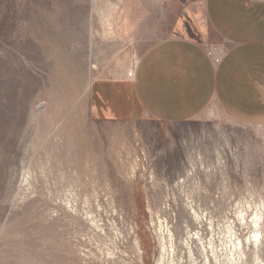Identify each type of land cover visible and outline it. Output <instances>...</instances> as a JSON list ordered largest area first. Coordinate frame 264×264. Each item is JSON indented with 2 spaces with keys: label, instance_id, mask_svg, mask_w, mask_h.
Returning <instances> with one entry per match:
<instances>
[{
  "label": "rangeland",
  "instance_id": "obj_1",
  "mask_svg": "<svg viewBox=\"0 0 264 264\" xmlns=\"http://www.w3.org/2000/svg\"><path fill=\"white\" fill-rule=\"evenodd\" d=\"M205 3L0 0V264H158L162 236L165 264H203L201 242L253 235L264 125L116 122L91 100L159 40L212 41Z\"/></svg>",
  "mask_w": 264,
  "mask_h": 264
},
{
  "label": "crops",
  "instance_id": "obj_2",
  "mask_svg": "<svg viewBox=\"0 0 264 264\" xmlns=\"http://www.w3.org/2000/svg\"><path fill=\"white\" fill-rule=\"evenodd\" d=\"M205 10L212 41L151 44L132 79L95 84L94 113L180 124L217 109L239 124L264 125V0H206Z\"/></svg>",
  "mask_w": 264,
  "mask_h": 264
},
{
  "label": "bare ground",
  "instance_id": "obj_3",
  "mask_svg": "<svg viewBox=\"0 0 264 264\" xmlns=\"http://www.w3.org/2000/svg\"><path fill=\"white\" fill-rule=\"evenodd\" d=\"M263 219H264V205L261 208L256 210V214L253 219V224L255 226L253 235L247 238L246 240H242L240 238L231 239L230 243L227 245L228 247L224 246L225 247V250L223 249L224 251L221 249L222 252H220L219 249L216 248L213 241L208 242L209 247L204 242H201L204 248V252L202 251V253L204 254V259H205L203 264H212V259H214L217 264H243V262L246 261L245 257L247 256L246 247L250 245H253L254 250L256 252L255 253V264H264L263 258L260 253L261 252L260 246L263 240L262 232H261L262 229L259 228L261 226V223H263ZM231 235L233 236L232 232L230 236ZM170 236L172 237V234ZM161 238H162L161 246H162L163 251L161 253V258L159 259L158 264H165L163 257L166 251V242H165V237L162 236ZM197 238L203 241L198 233H197ZM192 251L193 250H190L191 255H192Z\"/></svg>",
  "mask_w": 264,
  "mask_h": 264
},
{
  "label": "built area",
  "instance_id": "obj_4",
  "mask_svg": "<svg viewBox=\"0 0 264 264\" xmlns=\"http://www.w3.org/2000/svg\"><path fill=\"white\" fill-rule=\"evenodd\" d=\"M131 76H133V77H134V72H132Z\"/></svg>",
  "mask_w": 264,
  "mask_h": 264
}]
</instances>
